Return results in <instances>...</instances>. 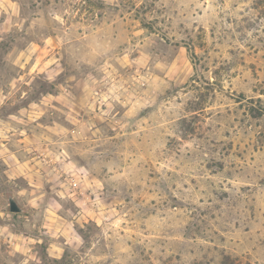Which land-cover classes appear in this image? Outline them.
Listing matches in <instances>:
<instances>
[{
    "label": "rangeland",
    "instance_id": "1",
    "mask_svg": "<svg viewBox=\"0 0 264 264\" xmlns=\"http://www.w3.org/2000/svg\"><path fill=\"white\" fill-rule=\"evenodd\" d=\"M0 264H264V0H0Z\"/></svg>",
    "mask_w": 264,
    "mask_h": 264
},
{
    "label": "water",
    "instance_id": "2",
    "mask_svg": "<svg viewBox=\"0 0 264 264\" xmlns=\"http://www.w3.org/2000/svg\"><path fill=\"white\" fill-rule=\"evenodd\" d=\"M9 205H10L11 211H13V212H20L22 210V208L19 206L18 202L13 198H10Z\"/></svg>",
    "mask_w": 264,
    "mask_h": 264
},
{
    "label": "trees",
    "instance_id": "3",
    "mask_svg": "<svg viewBox=\"0 0 264 264\" xmlns=\"http://www.w3.org/2000/svg\"><path fill=\"white\" fill-rule=\"evenodd\" d=\"M56 261H58V259H56Z\"/></svg>",
    "mask_w": 264,
    "mask_h": 264
}]
</instances>
